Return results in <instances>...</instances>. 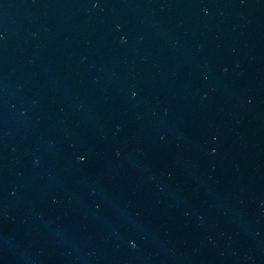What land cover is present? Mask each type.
I'll list each match as a JSON object with an SVG mask.
<instances>
[{
	"label": "water",
	"instance_id": "1",
	"mask_svg": "<svg viewBox=\"0 0 264 264\" xmlns=\"http://www.w3.org/2000/svg\"><path fill=\"white\" fill-rule=\"evenodd\" d=\"M0 264H264V0H0Z\"/></svg>",
	"mask_w": 264,
	"mask_h": 264
}]
</instances>
